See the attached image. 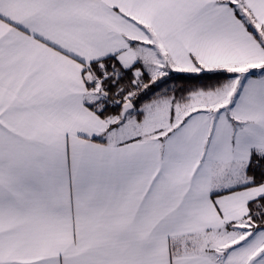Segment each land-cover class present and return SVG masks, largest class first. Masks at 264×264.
<instances>
[{"label": "snow or ice", "instance_id": "1", "mask_svg": "<svg viewBox=\"0 0 264 264\" xmlns=\"http://www.w3.org/2000/svg\"><path fill=\"white\" fill-rule=\"evenodd\" d=\"M0 264H264V0H0Z\"/></svg>", "mask_w": 264, "mask_h": 264}]
</instances>
